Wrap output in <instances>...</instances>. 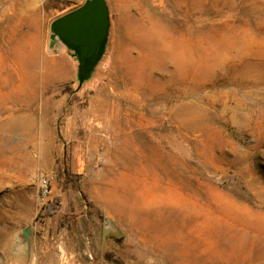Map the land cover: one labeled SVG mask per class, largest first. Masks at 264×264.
<instances>
[{
    "label": "rangeland",
    "instance_id": "374dc122",
    "mask_svg": "<svg viewBox=\"0 0 264 264\" xmlns=\"http://www.w3.org/2000/svg\"><path fill=\"white\" fill-rule=\"evenodd\" d=\"M86 1L0 0V264H264V0H107L80 86Z\"/></svg>",
    "mask_w": 264,
    "mask_h": 264
},
{
    "label": "water",
    "instance_id": "95a60500",
    "mask_svg": "<svg viewBox=\"0 0 264 264\" xmlns=\"http://www.w3.org/2000/svg\"><path fill=\"white\" fill-rule=\"evenodd\" d=\"M109 29L107 0H87L79 9L52 23V39L59 40L78 61L77 81L80 86L92 77L104 56ZM28 232H24L27 238Z\"/></svg>",
    "mask_w": 264,
    "mask_h": 264
},
{
    "label": "bare ground",
    "instance_id": "6f19581e",
    "mask_svg": "<svg viewBox=\"0 0 264 264\" xmlns=\"http://www.w3.org/2000/svg\"><path fill=\"white\" fill-rule=\"evenodd\" d=\"M28 15V14H27ZM1 23V22H0ZM30 28V27H29ZM15 34V33H14ZM27 37V36H26ZM19 38V37H18ZM20 39V38H19ZM12 41V40H11ZM19 41V40H18ZM22 41V40H21ZM20 42V41H19ZM12 43H15V42H12ZM17 43V42H16ZM10 47V46H9ZM39 47V46H38ZM42 49V48H41ZM45 49H46V47H45ZM47 49H48V47H47ZM46 49V50H47ZM42 51V50H41ZM7 54V53H6ZM45 54V53H44ZM42 58V57H41ZM5 59V58H4ZM48 59V58H47ZM46 59V60H47ZM50 59H52L53 60V58H50ZM50 59H48V60H50ZM26 60V59H25ZM37 62V61H36ZM49 62V61H48ZM47 62V64H49ZM51 62V61H50ZM40 63H42V62H40ZM28 64H29V62H28ZM32 64V63H31ZM39 64V63H38ZM27 65V63L23 66L24 67V69L25 68H27L28 66H26ZM41 65V64H40ZM50 65V64H49ZM57 67V66H56ZM63 68V67H62ZM28 69V68H27ZM49 69V68H48ZM29 70V69H28ZM45 70V69H44ZM58 70H60V66H59V69ZM60 71H62V70H60ZM63 71H64V68H63ZM62 71V72H63ZM57 73V72H56ZM64 73V72H63ZM62 73V74H63ZM53 75V74H52ZM9 81V80H8ZM32 82H30V84H31ZM40 86H41V84H40ZM41 91V90H40ZM45 92V91H44ZM12 94H13V92H12ZM33 91H32V89H31V86L28 84V82H26V80H24L23 81V83H21L20 85H19V88L16 90V92H15V94H13V96L15 95V96H19V97H21L22 98V101H26V100H28L29 98H31L33 95ZM4 96H5V94H4ZM8 96H10V97H12L11 96V93H9L8 94ZM18 98V97H17ZM14 103H17L18 102V100H14L13 101ZM21 106V105H20ZM17 107V106H16ZM191 107V108H190ZM193 107L194 106H192V105H189V107H187L186 108V111H185V114L187 115V118H186V120L185 121H187L188 122V124L190 125V123H191V121H192V119H193ZM3 107H0V115H1V109H2ZM4 108H7V107H4ZM3 110V109H2ZM12 117V116H11ZM238 122V121H237ZM27 124H29V122H26V121H24V120H19V119H17V118H11L10 119V121H8L7 123H4V122H2V118L0 117V133L2 132V131H5V130H8V131H10V130H15L16 129V127L17 126H22V127H26V126H28ZM19 128V127H18ZM105 195H103V197H104ZM102 197V198H103ZM106 198V197H105ZM113 198V200H114V202H116V198H114V197H112ZM168 200H171L170 202H173L172 203V205H174V203H175V200L174 199H168ZM174 200V201H173ZM117 203V202H116Z\"/></svg>",
    "mask_w": 264,
    "mask_h": 264
},
{
    "label": "trees",
    "instance_id": "16d2710c",
    "mask_svg": "<svg viewBox=\"0 0 264 264\" xmlns=\"http://www.w3.org/2000/svg\"><path fill=\"white\" fill-rule=\"evenodd\" d=\"M49 2H55V0H49ZM47 214L51 215L52 213L50 211H47Z\"/></svg>",
    "mask_w": 264,
    "mask_h": 264
}]
</instances>
